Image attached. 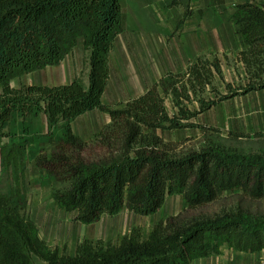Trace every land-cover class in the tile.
<instances>
[{
  "label": "trees",
  "instance_id": "1",
  "mask_svg": "<svg viewBox=\"0 0 264 264\" xmlns=\"http://www.w3.org/2000/svg\"><path fill=\"white\" fill-rule=\"evenodd\" d=\"M245 68L238 88L224 83L221 61L199 57L182 72H168L120 108L103 103L110 77L109 55L122 25L121 0H0V264H190L221 254L226 247L244 253L264 251V215L229 212L179 223L159 221L145 235L133 227L118 242L79 241L73 256L60 254L40 238L25 214L21 177L26 140L14 141L11 126L43 114L48 154L35 157L53 182L54 204L75 212L74 220L91 225L103 215L127 209L139 216L155 214L169 195L179 194L188 208L214 201L224 191L241 189L264 196V154H237L205 147L180 157L170 155L156 130L204 127L192 122L238 94L264 89V6L246 2L232 15ZM79 40L88 53L87 84L74 78L60 85L12 86V80L57 66ZM170 98L176 112L165 107ZM196 104L193 108L190 106ZM93 110L109 115L110 124L92 142L101 152L90 158L87 144L72 131V122ZM29 128L24 127V133ZM5 139V143L2 140ZM11 174L14 184H7Z\"/></svg>",
  "mask_w": 264,
  "mask_h": 264
},
{
  "label": "rangeland",
  "instance_id": "2",
  "mask_svg": "<svg viewBox=\"0 0 264 264\" xmlns=\"http://www.w3.org/2000/svg\"><path fill=\"white\" fill-rule=\"evenodd\" d=\"M191 1L192 3L188 4L194 8L197 0ZM206 1L207 5L202 7L201 4L198 7H201L199 14L206 16L209 29L215 23L214 18H211L212 14L216 10L226 11L229 6L225 3L231 0H222V8L216 7V2L219 0ZM193 10L190 9V12ZM224 19L222 18L218 22L221 23L223 29L229 30L231 25L228 24L229 21ZM154 22L162 26L164 21L156 20ZM189 23H191L190 20ZM158 28L159 30L162 29L160 26ZM166 29L167 33L163 35L156 33L153 36L159 46V51L155 55H158L159 64L162 65L161 70L167 66L172 70L182 71L184 69L181 67L183 63L179 64L178 61L185 58H175V60L170 58V54H172L171 42L177 43L181 37L175 33L177 28L173 31L170 27ZM157 39L160 40L159 43ZM181 43L180 50H182ZM232 49L233 46L230 48L229 56L220 54L224 80L216 77V83L222 92H224L225 82L231 83L233 88H238L245 82V68L242 64L234 61V50ZM87 54L79 40L71 53L59 65L48 66L22 75L12 80L11 84L15 88L30 84L60 85L66 84L74 78H79L86 85ZM176 57L178 58L177 54ZM121 62L118 52L113 50L109 56L110 77L102 97L103 103L113 108H120L122 103L133 98L134 94L136 95L138 92L135 90L137 87L132 88L129 80L137 78L135 71L141 70L139 62L137 63L133 59L130 67H121L123 65ZM262 103L263 97L257 93L238 94L192 119V122L202 125L203 129L183 127L165 131L156 130L154 134L161 139L164 149L174 157L199 151L205 147H215L225 152L237 154H264V109ZM164 104L170 115L176 112L170 98H165ZM194 106H196L195 103L190 107L193 108ZM108 124H110L109 115L99 110L89 111L72 122L73 133L87 144L83 153L84 157L90 158L101 152L97 147L92 146V142L96 133ZM24 127L29 128L25 133ZM11 131L14 134V141L26 140L22 149L24 156L19 159L18 163L19 168L23 166L21 170L23 173L21 177L23 194L21 204L24 206L25 214L37 226L40 238L49 247L57 248L60 254H72L73 246L84 238L92 240L100 238L104 241L118 242L133 227L141 228L143 233L147 235L159 221L168 217H176L179 223H183L193 219L213 218L229 212H242L251 217L264 215V196L255 198L250 196L247 191L237 189L224 191L214 201L193 209L187 207L182 195H169L162 207L153 215L139 216L123 209L115 216H102L94 224L85 226L74 220L75 212H66L54 204L51 193L53 189L62 187L64 184L53 182L48 177L47 172L35 162V157L43 153L48 154L51 150V145L44 144L47 133L45 116L39 114L30 117L25 121V124L20 117H17L11 126ZM5 141V139L2 140L3 143ZM2 173H6V170L0 164V177L3 176ZM6 182L10 186L14 184L11 174ZM30 258L32 264H46L33 255ZM190 264H264V251L244 253L224 247L221 254L196 259Z\"/></svg>",
  "mask_w": 264,
  "mask_h": 264
},
{
  "label": "crops",
  "instance_id": "3",
  "mask_svg": "<svg viewBox=\"0 0 264 264\" xmlns=\"http://www.w3.org/2000/svg\"><path fill=\"white\" fill-rule=\"evenodd\" d=\"M246 2H254L264 6V0H231L226 2L225 5H228L229 8H226L224 12L216 10L211 17L214 18L215 23L213 27L208 29L206 22L207 18L199 14L201 7H198L201 4L203 5L202 7L207 5L206 0H197L194 8L191 7V4H188L192 3L191 0H121L122 25L124 30L117 35L111 52H113V50L118 52L119 59L122 61L121 65L123 64L121 67H130L133 59L140 64L139 68L141 70L138 72L135 71V76L137 78L129 80L131 81L130 84L132 88L137 87L135 90L138 91L133 97L142 94L166 73L184 71L189 64L196 61L199 57L212 58L216 56L220 59L222 66L220 54L223 53L225 56H229V51H231L230 48L232 46V50H234V61L241 64L237 60V55L242 50V44L236 33L232 15L237 5ZM216 3V7H223L222 0ZM188 5L190 9H194L193 12H190V9L188 11ZM222 18L229 21L228 24L231 25L229 30L223 29L221 23L218 22ZM156 20L159 22L164 21L162 22V26L156 24L154 22ZM189 20L191 23H189ZM158 26L162 28V31L159 30ZM167 27H170L172 31L177 28L175 33L177 36L179 35L181 37V41L179 40L177 43L171 42L170 49L172 50V54H170V58L173 60H175V58H185L178 61L179 64H181V62L183 63L181 65V67H184L182 71H175L171 68H167V66H164L161 70L162 65L159 64L158 55H155V53L159 51V46L153 36L156 33L161 35L167 33ZM157 40L159 43L160 40ZM179 42H182V50H180ZM134 53L136 54L133 55ZM251 92L262 95V106L264 109V89ZM77 244L78 243L73 246L72 254L65 255L73 256Z\"/></svg>",
  "mask_w": 264,
  "mask_h": 264
}]
</instances>
